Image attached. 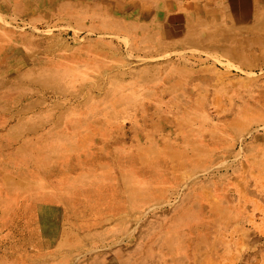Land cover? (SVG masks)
<instances>
[{
	"label": "bare ground",
	"instance_id": "1",
	"mask_svg": "<svg viewBox=\"0 0 264 264\" xmlns=\"http://www.w3.org/2000/svg\"><path fill=\"white\" fill-rule=\"evenodd\" d=\"M30 11L0 17V239L8 236L2 230L20 233L15 223L28 224L30 216H60L65 237L37 240L30 252L39 264H161L169 257L163 248L173 244L180 247L179 264H221L229 246L257 226L245 203L253 196L247 176L264 171V135L258 132L264 130V104L252 94L239 97L217 122L161 113L163 131L148 133L145 126H154L144 121L153 103L148 89L176 94L185 106L188 86L197 102L211 87L203 79L208 67L181 57L160 64V76L148 79L154 67L129 66L111 42L87 39L69 47L7 28L20 17L30 21L37 12ZM58 13H47L44 22ZM229 33L207 24L174 41L133 39L131 51H207L220 48V36ZM167 107L172 112L173 102ZM257 201L264 217V195ZM170 202L177 204L158 209ZM135 234L140 240L132 244ZM208 250L213 258L202 257ZM14 253L3 246L0 260Z\"/></svg>",
	"mask_w": 264,
	"mask_h": 264
},
{
	"label": "rangeland",
	"instance_id": "2",
	"mask_svg": "<svg viewBox=\"0 0 264 264\" xmlns=\"http://www.w3.org/2000/svg\"><path fill=\"white\" fill-rule=\"evenodd\" d=\"M0 6L6 7L4 12H0V17L5 19L12 18L13 9H18L20 13L37 11L31 16L30 21L20 17L12 25H7L14 34L22 33L28 40L49 39L50 42H58L69 47H74L87 39L111 42L119 48V54L129 66L154 67L149 72L148 79L160 76V64L168 61L178 63L181 57H185L188 63L196 67L199 65L208 67V75L203 79L211 87H208L209 92L204 95V99L200 98L197 102L192 100L188 86L184 91L190 101H185L187 102L185 106L177 101L180 97L177 99L176 94L166 96L160 94L158 87L148 89V92L153 94V103L148 104L149 113L144 121H154V126H145L144 130L148 133L155 134L159 129L160 132L163 131L160 122L166 120L160 119L161 113L169 112L170 115L182 116L181 121H201L200 116L204 115L207 117L205 121L217 122L225 121L224 116L229 114L233 106L239 105L237 103L239 97L245 100L248 94H252L264 104V0H32V3L28 0H0ZM53 12H59L58 14L62 16L44 22L46 14ZM225 18H232V22L226 21ZM53 24L56 26H52ZM207 24L213 28L220 26L230 32L228 35L220 36L219 40L222 39L220 48L207 51L189 48L148 56L131 51L133 39L136 42L150 41L145 43L174 41L192 30L202 29ZM90 30L102 33L93 35L89 33ZM138 44L134 43V46L137 47ZM90 45L93 47L94 42H90ZM3 49H0V58ZM167 98L171 101H167ZM174 101H177L178 105ZM171 102L174 104L172 112L167 107ZM231 113L241 114L240 110H232ZM135 120L136 117L133 116L132 121ZM168 121L173 119L169 117ZM258 132L264 135V130ZM205 142L210 146L209 141L205 140ZM219 145L218 140L211 144L213 148ZM220 163L221 160L216 162V164ZM247 180L253 196L250 200L249 197L247 198L245 205L256 217L257 226L245 240H240L236 246H229V255L223 258L221 264H264V217L257 201L258 197L264 195V171L257 173L254 170L247 176ZM258 189L262 190L255 191ZM76 192L79 193L80 190ZM176 204L170 202L158 209L168 210ZM58 209H55L56 215L61 214ZM45 218L48 217L30 216L28 224L21 221L15 223L19 226L20 233L2 230L3 235L8 234V236L4 237V240L0 239V250L3 246H8L11 250H15V253L3 255L8 259L0 260V264L26 262L39 264L30 253L32 249L37 248L36 241L40 242L42 238L47 241H58V238L60 240L65 237L61 229L60 216ZM132 240V244L139 242L138 234H135ZM123 246H127L126 242L105 248L101 252ZM179 249L176 244L164 247L162 252L167 251L169 257L163 259L161 264H179L182 257ZM237 255L240 261L237 260ZM213 256L214 253L210 250L202 254L203 258H213Z\"/></svg>",
	"mask_w": 264,
	"mask_h": 264
}]
</instances>
